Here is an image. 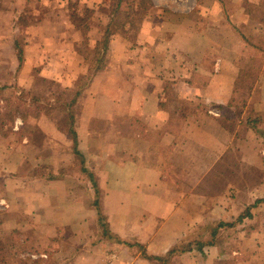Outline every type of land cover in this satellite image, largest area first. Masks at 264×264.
Here are the masks:
<instances>
[{
    "label": "crops",
    "instance_id": "crops-1",
    "mask_svg": "<svg viewBox=\"0 0 264 264\" xmlns=\"http://www.w3.org/2000/svg\"><path fill=\"white\" fill-rule=\"evenodd\" d=\"M159 1L145 8L139 0H117L101 11L110 0H0V86L28 92L37 80L54 81L78 96L74 151L58 110L39 111L33 124L0 127V203L9 209L0 229L18 234L28 259L48 257L52 252L40 244L72 234L76 245L56 264H111L112 251L125 244L95 237L78 244L80 230L94 228L91 220L102 211L112 233L151 256L135 255L136 264L161 262L158 256L167 264H264V204L256 203L264 195H243L242 204L238 192L219 193L215 207L186 205L200 185L193 175L206 178L237 141L229 130L238 131L242 120L233 124L231 116L253 105L264 110L263 59L251 96L239 91L243 51L264 57L255 40L264 36V13L227 10L245 0H204L199 14L176 0L162 8ZM141 5L145 13L133 31L127 11ZM117 12L126 17L119 27ZM73 159L77 168L68 163ZM190 228H218L217 236L190 238Z\"/></svg>",
    "mask_w": 264,
    "mask_h": 264
},
{
    "label": "rangeland",
    "instance_id": "rangeland-1",
    "mask_svg": "<svg viewBox=\"0 0 264 264\" xmlns=\"http://www.w3.org/2000/svg\"><path fill=\"white\" fill-rule=\"evenodd\" d=\"M117 0H110V3H107V7L103 8L100 7L101 11L104 9L113 10L115 8ZM132 1V0H129ZM140 2H145L146 0H139ZM204 0H176L175 5L180 6L183 9L190 10L191 12H195V14H199L202 4ZM232 0H227V4H229ZM160 6L165 7L167 4V0H160ZM172 1L170 0V3ZM174 2V0H173ZM172 2V3H173ZM167 3V4H166ZM177 3H179L177 5ZM125 10L128 9V4L125 3ZM242 7L245 10H253L255 14L263 15L264 13V4L259 6L250 7L247 3V0L243 1L241 5H231L227 6V10H235L233 13L236 12L237 7ZM91 11H88L90 13ZM127 12L131 13V20H134L133 24V31L137 24H139L141 20V14L144 15V11L142 5L137 10L129 9ZM117 20L115 21V26L119 27L125 20L126 17L124 13L121 12L118 14L116 13ZM197 22L195 27H198L200 24L199 18L196 19ZM2 22H0V28H3ZM115 28V27H114ZM213 32V31H212ZM225 40L230 37L228 35L227 30L224 32ZM19 40L23 43L25 37H20ZM229 40V39H228ZM255 40L262 43L264 46V36L259 35L255 37ZM243 60L246 59L244 62V72L243 77L240 81V96H251V88L255 85V77H259L261 67L260 65L263 63L264 57L258 58L253 57L248 52L243 51ZM100 53L96 52L94 59L97 60L100 58ZM248 57L250 59H248ZM263 59V60H262ZM262 61V62H260ZM85 80L83 79L80 83V87H82ZM7 85L0 86V97L5 96V100H0V106L2 110L0 112V127L3 124H11L14 123L15 120H28L29 124H33L35 115L39 111H61L65 116L66 126L65 131L67 132L68 137V144H72V151H74V144H73V137L70 132V123H69V115L72 113V107H69L68 104L74 99L76 95V89L68 90L61 87L59 84L55 83L54 81H45V80H37L35 86L32 88L31 91L26 92L25 90H21L18 87L10 86V89H7ZM254 96H262L261 92L256 93ZM14 97V98H13ZM242 103V102H241ZM245 109L240 110L239 116L233 114L230 119H233V124L237 120H242V123L239 125L238 131H235L237 126L231 125L230 130L231 132H236L235 135L237 137V141L231 144L230 148L226 151V154L223 159V163L218 164L217 166H213L212 171L207 175L206 178L200 180V182L195 181L197 176L193 175V182L194 184L200 183V187H195L191 189L189 196L187 197L186 205L190 207V209H195L199 206L203 208L202 205L208 202L209 205L215 207V196L219 195V193H223L225 195H234L236 198L237 192L239 193L240 200L242 196L245 197L249 196L250 198H254L255 196L260 197L264 195V110L255 109L254 105L251 110L244 111ZM245 112V113H244ZM261 114V115H258ZM260 116V117H259ZM252 120V123L246 122L248 119ZM254 121V122H253ZM10 126V125H9ZM232 128V129H231ZM234 128V129H233ZM79 158V157H78ZM239 162V163H238ZM71 166L77 168L79 165V161H69L68 162ZM195 179V180H194ZM204 194L203 196H197V194ZM101 200V196L99 198ZM215 204V205H214ZM220 203L218 202V205ZM243 204V201H242ZM4 204L0 203V223L7 219V210L6 206H2ZM10 208V207H9ZM262 206L257 207L255 210L262 211ZM246 212V210L244 211ZM243 212V213H244ZM98 214V215H97ZM103 216V217H102ZM104 215L102 211H96V218L90 219L91 221L95 220L96 224L94 228H87L86 230H80L81 232V239L78 242L79 245H85L87 238L97 237L99 236L102 229V220H104ZM257 220V219H256ZM191 229V230H190ZM187 230H179L176 229V232H189L190 238H194L195 236H200V238L207 239L208 241L213 239V228L206 229V230H197L190 228ZM240 229H235L236 233H241ZM230 229H226L225 231H229ZM168 230H165L166 233ZM238 231V232H237ZM13 234V233H12ZM225 234V233H224ZM71 235V236H69ZM229 235H231L229 233ZM217 236V235H216ZM214 237V239L216 238ZM18 237V234L9 235L6 231H3V227L0 229V264H56L57 259L61 255H67L73 246L69 237H73L72 234H65V240H58L51 245L41 246L42 251L45 254H48V251L52 252L48 257L38 258V259H28L27 254L28 249L25 248L22 243L16 242L15 238ZM21 240L23 236L19 237ZM14 240V241H13ZM34 243L38 242V240H33ZM21 242V241H20ZM34 243H32L34 245ZM114 243V242H113ZM54 244V245H53ZM190 244V243H189ZM187 244H183L180 246L181 249L187 248ZM114 245H112L113 247ZM35 247V246H34ZM36 248V247H35ZM34 248V249H35ZM56 249V250H55ZM113 250V249H112ZM119 254L116 251H112L111 257V264H136L135 262V255L139 253H144L142 249L136 247L129 249L127 247L119 249ZM71 253V252H70ZM24 260H27L25 262ZM153 264L155 261H150ZM103 263V261H100ZM167 264L168 259L165 262L156 261L155 264ZM139 264V263H138Z\"/></svg>",
    "mask_w": 264,
    "mask_h": 264
},
{
    "label": "trees",
    "instance_id": "trees-1",
    "mask_svg": "<svg viewBox=\"0 0 264 264\" xmlns=\"http://www.w3.org/2000/svg\"><path fill=\"white\" fill-rule=\"evenodd\" d=\"M121 2H122V0H118V5H120ZM147 2H150V0H146L145 2H141L145 8L149 4ZM131 23L134 24V20H131ZM108 38H109L108 36H105L104 37V43H105V45L108 42ZM77 97L78 96H75L74 99L70 102V104H68L69 107H72V113L69 115V123H70V126H71L70 132H71V134H72V136L74 138V142H76L77 135H76V131L72 127L73 124H74V120H75V115H74L73 107L75 105V102H76V98ZM256 203H263L264 204V197L258 199ZM101 221H102V226L101 227H102L103 230L100 232L99 236L97 237V238H99V241L106 239V240H108V241H110L112 243L114 242V243H119V244H125L129 249H132V250H133V248H136V247H138V248H140V249L143 250V246L142 245H139V244L134 243V242H129V241H123V240H121L117 235H115L114 233H112L109 230V228L107 227V225L104 222V220L101 219ZM217 230H218V228H214L213 229V235L216 234ZM143 252L145 253L144 254L145 257H147L148 259H151V256H148L147 255V252L145 251V249L143 250ZM155 259L161 260L162 262H165L168 259V257H163V256L159 257L158 256V257H155ZM24 261L27 262V260H24Z\"/></svg>",
    "mask_w": 264,
    "mask_h": 264
},
{
    "label": "built area",
    "instance_id": "built-area-1",
    "mask_svg": "<svg viewBox=\"0 0 264 264\" xmlns=\"http://www.w3.org/2000/svg\"><path fill=\"white\" fill-rule=\"evenodd\" d=\"M33 257H35V256H33Z\"/></svg>",
    "mask_w": 264,
    "mask_h": 264
}]
</instances>
